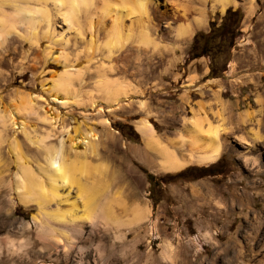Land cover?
I'll return each instance as SVG.
<instances>
[{
    "label": "rangeland",
    "instance_id": "rangeland-1",
    "mask_svg": "<svg viewBox=\"0 0 264 264\" xmlns=\"http://www.w3.org/2000/svg\"><path fill=\"white\" fill-rule=\"evenodd\" d=\"M102 2L93 3L94 19ZM176 3L182 1L169 0L167 8ZM165 8L152 7L143 15L133 28L146 37L136 34L121 48L106 47L109 18L96 28L91 46L87 30L79 40L56 15L55 38L37 24L36 45L11 36L0 46V112L15 120L0 135V264H237L240 246L244 253L254 251L248 264H264V0H252L250 7L237 0L224 12L208 11L203 26L186 40L175 37V29L190 18L168 23L161 13ZM228 8H239L243 17L225 47L222 72L211 76L208 56L190 60L189 50L194 34L208 30L210 21H222ZM87 13L77 18L83 30ZM57 36L64 43L56 42ZM49 52H63L65 58L53 60ZM77 70L81 79L70 75L75 91L57 90L53 99V82L64 71ZM112 82L125 99L114 101ZM29 94L40 96L33 108L40 117L45 111L52 115L51 125L24 109ZM259 108L260 113L253 112ZM194 112L219 125L225 140L216 160L184 169L218 164L220 173L196 169L177 176L160 170V158L146 149L138 123L147 121L158 138H176L185 135L183 122ZM245 112L254 117L242 123ZM90 130L96 140L78 144L76 152L93 164H105L106 171L81 182H106V195L94 203L107 208V224L100 219L63 223L49 216L56 209L71 210V203L83 213L76 185L61 191L68 193L67 201L58 205L21 201L15 179L24 176L25 164L48 185L39 169L44 164L39 139L57 146L61 135L77 133L79 138ZM64 145L72 157L67 140ZM174 150L179 158L186 155V149ZM146 209L145 218L134 222L135 213Z\"/></svg>",
    "mask_w": 264,
    "mask_h": 264
},
{
    "label": "bare ground",
    "instance_id": "bare-ground-1",
    "mask_svg": "<svg viewBox=\"0 0 264 264\" xmlns=\"http://www.w3.org/2000/svg\"><path fill=\"white\" fill-rule=\"evenodd\" d=\"M94 1L96 0H0V46L7 43V39L11 36H17L36 45L38 43L36 32L37 24L42 25L45 35H49L48 37L52 35V37H54V30L52 31V29L56 26V20L53 16L56 15V18L60 19L63 24L67 23L68 30L76 31V37H81L79 40L83 39V35L86 34L85 30H87L90 36L88 44L91 46L96 42V28L101 25L104 18H109L111 26L107 31L106 47L109 49L111 47L121 48L124 42L128 41L136 34L142 37V39L146 37L142 29L138 32H134L135 28L133 27L136 26L137 28L139 21L141 23L140 19H142V16H147L148 11L152 7L159 8L161 6L166 7L161 13L164 16L163 18L168 20V23L174 20H180L181 18L185 20L190 18L188 23L184 22V24L182 23L175 29V37L186 40L187 38H191L194 28H198L204 24V17L208 11L213 12L215 10H220L224 12L227 7L237 5V0H181L182 3H176L172 8H167L169 0H113L110 3L103 0V4L101 3L102 7H99V12L96 11L97 16L94 19L93 15L95 14H93V7L96 6L93 4ZM209 2L210 6L208 7ZM243 2L250 7L252 0H243ZM49 3L50 8H47L46 5ZM81 11L88 12L87 25H84V30L80 27L81 25L78 24L79 22L77 19ZM124 19L129 20L128 25L124 24ZM75 22L80 26L74 25L77 27L74 28L72 25ZM65 39L68 40V38ZM61 40L58 38L56 42L60 41L64 43V41ZM146 41H148L147 38ZM66 42L68 41H65V44ZM153 45L156 46V44ZM49 54L50 52L46 55L53 60L58 57L65 58V53L63 52H60L59 55L50 56ZM80 73L78 70L75 73L64 71L61 78L56 82L54 81L50 87L51 92H53V99H55L54 94H56L57 90L63 93L74 92L73 79L70 75H74L78 80L81 79ZM109 87L114 88V101L125 99L126 93L121 90L116 83L112 82V85ZM31 96L32 95L29 94L27 100H25L22 105L28 114H35L39 118L40 116L33 107L37 99L39 100L41 98L36 94L33 97ZM257 105H261L259 100H257ZM199 107H201V105ZM253 112L260 113L261 108ZM253 112L243 113L240 116L241 122L245 123L251 121L254 116L251 117L250 114L252 113L254 115ZM3 114L0 112V135L1 132L8 129V126L12 128L15 125V120L12 119L9 113V116ZM54 119L47 111L40 117L42 122L49 123L50 125ZM183 123L185 135L179 133L176 138L167 136L163 139L155 135L151 125L147 121L142 120L137 125V130L144 139L146 149L160 158L158 167L162 171L177 172L191 164L203 165L213 162L220 156L222 149L221 144L225 138L222 137L223 133L220 135L221 130L219 125L213 126L205 116L201 117V115L199 116L196 112L192 113L191 117L185 119ZM77 130H75L74 133ZM66 136L67 138H63L64 136L62 135L59 137V144L57 146L45 145L42 138L39 139L38 142L35 140L37 145L44 150V164H40L39 169L48 185H44L43 181L35 176L30 167L25 164V167H23L24 176L16 175L14 190H16L21 201L24 203L36 201L38 206H42L43 203L56 202L58 205L63 201H67L66 196L68 193L63 195L61 191L70 190L76 185L81 199L79 200L83 205V213L79 215L76 211L75 204L71 203V210L60 212L56 209V211L49 214V216L63 223L74 222L75 220L95 221L100 219L104 221V224H107L110 215L107 208L100 207V205L96 204L97 202L94 203L96 197L106 195L107 184L103 182L98 185V183L92 181L93 178L95 179L103 176L104 171H106L105 164H93L90 160H87V158L81 159L79 152H76V147L80 143L93 144L96 140V135L90 130L85 134L79 133V138L77 137V133L74 136H70L66 133ZM64 140L68 141V147L72 153V157L65 152ZM175 147L181 150L186 149V155H182L184 157L181 156V158H179L176 152L177 150H174ZM19 157L20 156L17 155L16 159ZM88 177L92 178H90L92 183L85 186L81 181L83 178L87 181ZM114 199H116L117 202H121V199L118 197ZM141 212L135 213L133 217L134 222H139L145 218L144 216L148 213V210L146 209L143 213ZM253 252L244 253V251H241L240 246L237 250V264H248V261L252 260Z\"/></svg>",
    "mask_w": 264,
    "mask_h": 264
},
{
    "label": "trees",
    "instance_id": "trees-1",
    "mask_svg": "<svg viewBox=\"0 0 264 264\" xmlns=\"http://www.w3.org/2000/svg\"><path fill=\"white\" fill-rule=\"evenodd\" d=\"M243 14L239 8H228L222 18L217 24L216 21H210L208 30L197 31L193 37L192 44L189 50L188 59L192 60L199 56H208L209 75L217 76L221 71L220 62L223 60L225 47L231 44L234 40L235 33L238 30V24L241 22ZM225 66V60L222 62V67ZM218 164L208 167H188L183 171H178L177 176H185L187 173L199 169L202 174H215L220 173L221 168ZM148 179H153L152 177ZM150 180V181H151Z\"/></svg>",
    "mask_w": 264,
    "mask_h": 264
}]
</instances>
